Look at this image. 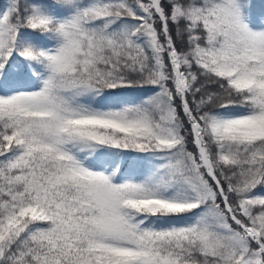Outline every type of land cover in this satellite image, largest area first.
I'll return each mask as SVG.
<instances>
[{
    "label": "snow or ice",
    "instance_id": "obj_1",
    "mask_svg": "<svg viewBox=\"0 0 264 264\" xmlns=\"http://www.w3.org/2000/svg\"><path fill=\"white\" fill-rule=\"evenodd\" d=\"M0 264H264V0H0Z\"/></svg>",
    "mask_w": 264,
    "mask_h": 264
}]
</instances>
